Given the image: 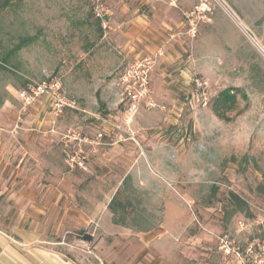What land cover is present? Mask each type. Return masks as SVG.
<instances>
[{
  "label": "rangeland",
  "instance_id": "1",
  "mask_svg": "<svg viewBox=\"0 0 264 264\" xmlns=\"http://www.w3.org/2000/svg\"><path fill=\"white\" fill-rule=\"evenodd\" d=\"M8 1L0 233L10 246L51 248L70 264H264V53L253 41L264 43V0ZM139 15L182 38L193 68L164 76L156 106L130 117L117 81L137 59L124 58L122 31ZM54 80L76 108L56 115L49 97L19 95ZM224 90L235 95L226 118L214 109ZM22 123L53 127L26 124L23 136L39 140L23 145Z\"/></svg>",
  "mask_w": 264,
  "mask_h": 264
},
{
  "label": "crops",
  "instance_id": "2",
  "mask_svg": "<svg viewBox=\"0 0 264 264\" xmlns=\"http://www.w3.org/2000/svg\"><path fill=\"white\" fill-rule=\"evenodd\" d=\"M144 17L146 16L144 15ZM144 17L141 15L135 16L132 20L133 25L131 28L127 32L122 31L127 35V40L123 47L124 58H143L147 55L154 54L164 42H167L169 44L167 45L166 54L160 58L159 64L151 74L152 86H155L157 89L164 76H170L176 71L180 73L181 76L189 78L193 68V62L191 60L192 57H181L182 44L184 43V41L181 40L182 38L178 36L176 39L171 40L173 36L171 33L167 35L165 29L161 27V25H155L152 22L149 23V20H146ZM253 41L256 45H259V48L264 53L262 38L256 35ZM175 81L176 79H173L171 83ZM157 94L160 95L161 92L159 93V91H157ZM143 108L145 109V107ZM26 124L33 126V131L43 129L41 131H44L46 134L51 132V128L53 127L51 123H22V127L19 130L17 129L16 133H18L20 137L19 143H23V145L25 142L26 144L33 145L39 140V136H34L30 132L25 133L27 137L23 136V128L26 127ZM144 124L145 123H135L133 128L138 129L145 126ZM35 134H37V132ZM23 138H26V141L22 140ZM0 264H70V262L65 259L63 255L55 254V251L51 248H32L25 249V251L13 249L8 242L7 236L0 233Z\"/></svg>",
  "mask_w": 264,
  "mask_h": 264
},
{
  "label": "built area",
  "instance_id": "3",
  "mask_svg": "<svg viewBox=\"0 0 264 264\" xmlns=\"http://www.w3.org/2000/svg\"><path fill=\"white\" fill-rule=\"evenodd\" d=\"M95 16L106 28L109 26L108 11L104 3L99 2L95 6ZM195 31V29H194ZM166 54V47H161L156 53L137 58L130 62L121 72L117 85L120 88L121 102L125 104L126 113L130 117L136 115L142 107L152 108L156 106L151 74L158 60ZM202 86L203 83H199ZM20 97L26 103H32L41 96L52 99V108L56 115H60L67 108H76V100L70 98L67 92L62 90L58 81H49L19 92ZM204 102L208 96L203 91ZM227 252L230 248L227 247Z\"/></svg>",
  "mask_w": 264,
  "mask_h": 264
},
{
  "label": "trees",
  "instance_id": "4",
  "mask_svg": "<svg viewBox=\"0 0 264 264\" xmlns=\"http://www.w3.org/2000/svg\"><path fill=\"white\" fill-rule=\"evenodd\" d=\"M8 2H9L8 0H5V3H8ZM231 101L234 104L235 95H233L231 93V91L224 90L221 93H219V95H218V97L216 99L215 107H214V109H215V111H216L218 116H220L222 118H226L224 116V114L222 113V107L226 106ZM109 207L116 214V212L118 211V206L116 205V200L115 199L112 200V202L109 204ZM115 222L120 223V221H118L116 218H115Z\"/></svg>",
  "mask_w": 264,
  "mask_h": 264
}]
</instances>
